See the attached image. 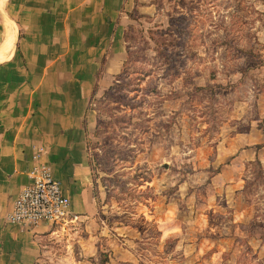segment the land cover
Returning <instances> with one entry per match:
<instances>
[{"label": "rangeland", "instance_id": "obj_1", "mask_svg": "<svg viewBox=\"0 0 264 264\" xmlns=\"http://www.w3.org/2000/svg\"><path fill=\"white\" fill-rule=\"evenodd\" d=\"M89 106L96 211L39 264H264V0H135Z\"/></svg>", "mask_w": 264, "mask_h": 264}, {"label": "crops", "instance_id": "obj_2", "mask_svg": "<svg viewBox=\"0 0 264 264\" xmlns=\"http://www.w3.org/2000/svg\"><path fill=\"white\" fill-rule=\"evenodd\" d=\"M140 1V0H139ZM135 0H0V264H39L46 222L6 220L29 183L32 151L51 167L80 221L96 211L89 106L122 71Z\"/></svg>", "mask_w": 264, "mask_h": 264}, {"label": "built area", "instance_id": "obj_3", "mask_svg": "<svg viewBox=\"0 0 264 264\" xmlns=\"http://www.w3.org/2000/svg\"><path fill=\"white\" fill-rule=\"evenodd\" d=\"M46 154L44 146L32 151L34 164L28 170L29 183L13 202L6 220L22 225L49 223L54 232H66L80 224L79 215L69 209V198L62 192L59 181L53 176L48 163L41 160Z\"/></svg>", "mask_w": 264, "mask_h": 264}, {"label": "trees", "instance_id": "obj_4", "mask_svg": "<svg viewBox=\"0 0 264 264\" xmlns=\"http://www.w3.org/2000/svg\"><path fill=\"white\" fill-rule=\"evenodd\" d=\"M123 37H124L125 42L128 41V40H126V36H125V35H123ZM126 51H127V43H126ZM125 64H126V59H125V61H124V63H123L122 71H124V69H125ZM260 127H261V130L264 132V126L262 125V126H260ZM263 144H264V143L257 144L256 147L259 148V147H261ZM89 165H90V168H91V161H90V160H89Z\"/></svg>", "mask_w": 264, "mask_h": 264}]
</instances>
